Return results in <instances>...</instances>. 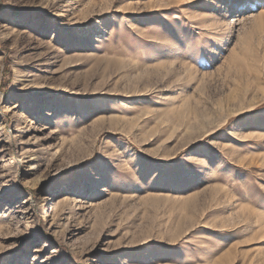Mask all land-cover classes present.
Here are the masks:
<instances>
[{
    "label": "rangeland",
    "instance_id": "1",
    "mask_svg": "<svg viewBox=\"0 0 264 264\" xmlns=\"http://www.w3.org/2000/svg\"><path fill=\"white\" fill-rule=\"evenodd\" d=\"M0 264H264V0H0Z\"/></svg>",
    "mask_w": 264,
    "mask_h": 264
},
{
    "label": "snow or ice",
    "instance_id": "2",
    "mask_svg": "<svg viewBox=\"0 0 264 264\" xmlns=\"http://www.w3.org/2000/svg\"><path fill=\"white\" fill-rule=\"evenodd\" d=\"M260 10V8L250 9V11H253L254 13H258ZM257 195H261V193L257 192Z\"/></svg>",
    "mask_w": 264,
    "mask_h": 264
},
{
    "label": "bare ground",
    "instance_id": "3",
    "mask_svg": "<svg viewBox=\"0 0 264 264\" xmlns=\"http://www.w3.org/2000/svg\"><path fill=\"white\" fill-rule=\"evenodd\" d=\"M241 21V20H240ZM239 22V21H238ZM241 23V22H240ZM68 198L64 195L62 197H60L59 203L60 202H65Z\"/></svg>",
    "mask_w": 264,
    "mask_h": 264
}]
</instances>
